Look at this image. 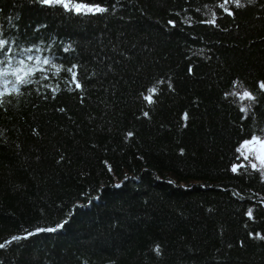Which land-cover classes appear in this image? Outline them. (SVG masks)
<instances>
[{
	"label": "trees",
	"instance_id": "16d2710c",
	"mask_svg": "<svg viewBox=\"0 0 264 264\" xmlns=\"http://www.w3.org/2000/svg\"><path fill=\"white\" fill-rule=\"evenodd\" d=\"M74 2L0 0V264H264V0Z\"/></svg>",
	"mask_w": 264,
	"mask_h": 264
},
{
	"label": "snow or ice",
	"instance_id": "6c2138e0",
	"mask_svg": "<svg viewBox=\"0 0 264 264\" xmlns=\"http://www.w3.org/2000/svg\"><path fill=\"white\" fill-rule=\"evenodd\" d=\"M39 2L43 5H47V6H61L63 7L65 10H70V11H75L78 14H83V13H103L105 11H107V9L100 7L99 5H88L82 2H74V0H39ZM229 0H225V3H228ZM232 3H234L237 7H242L243 4L241 2V0H231ZM221 7H223V5H221ZM227 11V9H225ZM229 14H231V12H229ZM170 23H172L170 21ZM208 23H215V20H209ZM7 44L6 40L0 39V50H3L5 45ZM9 51H11V49H9ZM28 59H32L31 56L28 57ZM21 64H23V61H20ZM43 63L48 64L49 60L45 59L43 61ZM76 66H73V68L67 69L68 72L71 73V78L73 83H75V87L76 88H80L81 84L79 83V80L77 79V73L75 71ZM57 71H59V69H57ZM23 72V75H21L20 73ZM31 70L29 69L27 72L24 71L23 68H19L16 70L12 71V75H14L16 77V83L18 85H22V84H26L29 83L30 81L25 79L26 76H28L30 74ZM8 75V70L5 69L3 71H0V76H6ZM235 84V82H234ZM259 88L264 91V82H260L259 84ZM14 91H18V88H16L15 86L13 87ZM149 94L145 95L143 98L144 100H146L148 103H152L153 102V95L156 92V88L153 87L151 89L148 90ZM4 93L0 92V96H3ZM232 95H235L239 98V100L244 101V100H248V101H254L256 98L255 96L252 95L251 92H249L247 89H245L243 92H237V93H232ZM241 111L246 112L247 108H242ZM145 115H147V113H145ZM186 119V116H185ZM245 144H253V145H259V152L260 154L256 156V159H258L260 161V168L264 169V139H261L260 137L257 136H253L251 138L250 141H246ZM252 168H256L257 165L256 164H252L251 165ZM239 166H233L232 171L236 172L238 170ZM262 176H264V171L261 172ZM248 216L249 218L252 217V210L250 209L248 211ZM63 225H58L57 228L62 227ZM57 228H48V229H38V231H56ZM28 235H32V233H28ZM261 239H264V236L260 237ZM20 237H12V240H19ZM11 241H9L8 243H10ZM6 245L4 243H0V248H4ZM155 251L157 253H159V246L156 247Z\"/></svg>",
	"mask_w": 264,
	"mask_h": 264
},
{
	"label": "rangeland",
	"instance_id": "374dc122",
	"mask_svg": "<svg viewBox=\"0 0 264 264\" xmlns=\"http://www.w3.org/2000/svg\"><path fill=\"white\" fill-rule=\"evenodd\" d=\"M261 139H264V137ZM250 140H247V141H250ZM259 147H260L259 145L245 144L244 142L241 148V152H242V155L245 158L249 159L252 164H256L257 166L260 167V161L256 159V156L260 154Z\"/></svg>",
	"mask_w": 264,
	"mask_h": 264
},
{
	"label": "bare ground",
	"instance_id": "6f19581e",
	"mask_svg": "<svg viewBox=\"0 0 264 264\" xmlns=\"http://www.w3.org/2000/svg\"><path fill=\"white\" fill-rule=\"evenodd\" d=\"M250 140V139H249Z\"/></svg>",
	"mask_w": 264,
	"mask_h": 264
}]
</instances>
